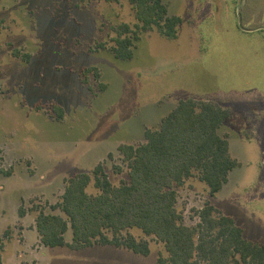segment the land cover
Wrapping results in <instances>:
<instances>
[{
  "label": "rangeland",
  "instance_id": "374dc122",
  "mask_svg": "<svg viewBox=\"0 0 264 264\" xmlns=\"http://www.w3.org/2000/svg\"><path fill=\"white\" fill-rule=\"evenodd\" d=\"M161 1L180 18L174 38L139 29L128 0H0V236L9 229L1 264H156L166 256L163 245L136 228L129 232L148 240L147 256L110 245L41 246L37 210L28 209L62 214L50 205L60 200L64 179L99 163L112 184L127 181L120 144L144 142L145 129H158L180 100L225 99L233 84L242 91L230 97L218 133L238 164L214 197L187 179L176 189L177 208L194 225L210 202L247 240L264 243V43L237 30L264 23V0ZM236 4L252 11L250 22L241 13L235 26L222 13ZM120 24L138 38L126 60L112 52ZM88 68L100 77L84 75ZM87 191L97 192L92 185ZM22 204L28 212L19 217ZM64 239L71 242L70 229Z\"/></svg>",
  "mask_w": 264,
  "mask_h": 264
},
{
  "label": "trees",
  "instance_id": "16d2710c",
  "mask_svg": "<svg viewBox=\"0 0 264 264\" xmlns=\"http://www.w3.org/2000/svg\"><path fill=\"white\" fill-rule=\"evenodd\" d=\"M128 2L134 8L139 29L156 28L163 36H176L180 18L169 15L161 0ZM113 30L116 32L114 56L130 59L133 40L138 38L127 24ZM12 53L15 57H28L20 56L17 51ZM90 72L95 78L100 77L94 68L86 69L83 74ZM104 89L105 85L101 84L100 91ZM54 108L61 118L62 110ZM229 115L228 109L211 101L180 100L161 119L158 129H145L144 142L117 147L128 169L127 181L112 184L101 163L90 172L65 178L60 200L50 205L64 216L36 206L28 209L37 210L34 228L40 245L67 246L72 250L110 245L147 256L148 240L137 239L129 232L136 228L163 245L166 256L159 254L156 264H264V243L247 240L242 228L210 202L196 211L198 220L194 225H186L183 213L177 208L176 189L187 179L194 177L204 183L209 196L214 197L237 166L236 159L230 155L227 137L218 133ZM114 171L119 173L121 169L114 166ZM90 185L96 193L87 191ZM28 211L20 205L19 217ZM68 229L72 234L70 243L64 239ZM8 236L6 229L0 236V244Z\"/></svg>",
  "mask_w": 264,
  "mask_h": 264
},
{
  "label": "crops",
  "instance_id": "0c3cea01",
  "mask_svg": "<svg viewBox=\"0 0 264 264\" xmlns=\"http://www.w3.org/2000/svg\"><path fill=\"white\" fill-rule=\"evenodd\" d=\"M214 11L217 12V8H215ZM222 13L223 14H225V13H231V18L234 20V25L235 26L238 25V21H239L238 16L239 15L241 16V13H244V17H245V21L246 22H250L251 19H252V16H251L252 15V11L248 10V8H245V12H244L243 11V8L242 7H239V4H236V5L231 6L229 8L223 6L222 7ZM169 15H171V14H169ZM259 18L262 19L261 16H258L257 18L255 17L256 21H258ZM246 26H248V25H245V27ZM245 27L244 28H241V27L237 28L238 32L239 33H242L244 35H247V36H254L253 39L256 41V43H259V45L261 47L262 43H264V34H262V31L264 33V23H262V24L256 23V25L253 28H251V29H248L249 27H246V28ZM248 64H249V62H248ZM236 84H238V82ZM234 86H235V84H233V88L230 89V92L227 93L230 96L227 97V95H226V98L225 99H222L221 98V99H218L217 100V99L205 97V98L194 99V100L211 101V102H214V103L218 104L222 108L228 109L229 112H231L232 105H231L230 97L232 96V94H239L240 93L239 90L242 91V89H241L242 86L241 85H239V87H238V85H236L235 89H234Z\"/></svg>",
  "mask_w": 264,
  "mask_h": 264
}]
</instances>
